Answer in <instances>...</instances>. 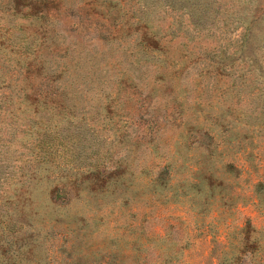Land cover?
<instances>
[{"label": "rangeland", "instance_id": "obj_1", "mask_svg": "<svg viewBox=\"0 0 264 264\" xmlns=\"http://www.w3.org/2000/svg\"><path fill=\"white\" fill-rule=\"evenodd\" d=\"M1 245L264 264V0H0Z\"/></svg>", "mask_w": 264, "mask_h": 264}, {"label": "trees", "instance_id": "obj_2", "mask_svg": "<svg viewBox=\"0 0 264 264\" xmlns=\"http://www.w3.org/2000/svg\"><path fill=\"white\" fill-rule=\"evenodd\" d=\"M246 29H249V27H246ZM245 36H247V33H246V32H244L243 37H242L244 40H245ZM9 244H10V243H8V245H9ZM0 248H1V250H2V249H3V245H1ZM6 252H7V251L4 250V251H3V254H5Z\"/></svg>", "mask_w": 264, "mask_h": 264}]
</instances>
